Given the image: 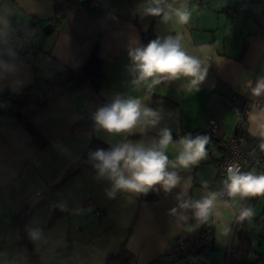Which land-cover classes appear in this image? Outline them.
<instances>
[{
    "label": "crops",
    "instance_id": "obj_1",
    "mask_svg": "<svg viewBox=\"0 0 264 264\" xmlns=\"http://www.w3.org/2000/svg\"><path fill=\"white\" fill-rule=\"evenodd\" d=\"M54 0H0V92H18L34 79H46L65 68L79 69L92 50L101 60L103 85L97 93L91 84L78 87L72 94L63 95L31 116L33 125L47 138L49 144L37 149L23 127L7 123L0 116V264H33L14 215L31 208L26 219L28 227L43 230L40 241L31 246L39 264H105L109 255H116L125 245L132 254L129 264H185L184 259L167 260L161 255L170 248L178 236L192 237L187 225L194 224L191 217L187 225L177 223L169 215L180 191L174 189L165 195L150 191L135 195L118 193L109 198L110 184L97 179L96 172L88 168L77 169L91 137L113 146L124 137L97 130L94 120L91 131L74 130L73 126L85 116H92L116 94L144 98V89L135 91L129 84L127 55L130 41L138 38L143 45L142 33L150 30L157 36L180 31L185 34L190 52L201 45L211 48L212 61L199 91L178 89L179 82L156 86L150 100L144 102L153 109H162L164 119L159 127L172 130L173 140L191 133L197 135L209 122L216 124L213 142L207 145V157L197 166L181 170L190 181L188 195L200 199L206 191L218 190L215 182V161L221 156L219 142L230 136L237 122V107L243 99L254 101L241 91L247 79L264 76V1L261 0H204L197 4L188 0L192 16L187 25L162 24L158 17L143 20L136 14L141 0H89L85 4L58 14L61 18L41 42L42 57L30 62L20 58V49L9 38L19 30L32 27L36 20L44 27L53 15ZM244 2L252 15L232 16L226 6ZM249 2L258 7H250ZM91 4L90 6L88 4ZM57 15V16H58ZM264 98V96L259 97ZM250 111V110H249ZM249 123L244 126L249 132ZM158 129L150 130L147 138L155 137ZM127 139H141L140 134ZM177 150L170 146L168 155L174 159ZM264 174L260 166L245 165L242 171ZM207 182L208 188L203 185ZM264 196L241 200L237 198L229 209H222L224 219L232 232L222 237L216 223L213 228L214 247L202 253L205 264H237L241 259L238 229L246 225L253 236L252 247L257 254L264 253V233L250 228L249 219L237 223L243 205L252 209ZM249 201V202H248ZM58 205L69 208L66 216L54 220L51 216ZM100 210V215L94 212ZM264 216V207L254 219ZM52 220V221H51ZM259 224V223H258ZM259 245L261 248L257 249ZM254 257V256H253ZM260 264H264V260Z\"/></svg>",
    "mask_w": 264,
    "mask_h": 264
},
{
    "label": "clouds",
    "instance_id": "obj_2",
    "mask_svg": "<svg viewBox=\"0 0 264 264\" xmlns=\"http://www.w3.org/2000/svg\"><path fill=\"white\" fill-rule=\"evenodd\" d=\"M135 12L141 20L158 17L160 23L165 25L184 26L192 16L188 0H141ZM195 51L199 54L188 50L185 34L180 31L157 36L147 45H142L138 38L130 41L127 52L130 61L127 66L129 84L135 91L144 89L146 95L142 99L116 94L110 103L95 111L93 120L97 130L124 139L107 150L101 148L91 152L89 158L94 162L96 178L109 182V198L114 199L118 193L146 195L150 191H162L167 195L179 188L175 196L177 204L170 209L169 215L182 226L187 225L191 217L196 223L187 225L188 231H194L212 219L218 234L228 237L232 227L224 219L222 209H229L237 198L247 200L264 196V174L245 172L238 164H229L220 189L206 191L200 199H192L188 195L190 181L180 173L181 170L197 166L207 157L210 137L188 133L174 141L170 128L159 127L164 119L163 110L153 109L144 102L151 99L156 86L165 82H179V90L198 92L211 67L212 54L208 45H201ZM240 88L253 98L262 97L264 76L247 79ZM249 107V132L260 139L259 148L264 151V105L251 104ZM153 129H158L156 136L147 138ZM137 133L141 139H127ZM170 146L177 150L174 159L168 155ZM203 187L208 188L207 182ZM252 215V207L245 204L238 214H234V219L239 223ZM27 233L33 242L40 241L43 236V230L39 227H28Z\"/></svg>",
    "mask_w": 264,
    "mask_h": 264
},
{
    "label": "trees",
    "instance_id": "obj_3",
    "mask_svg": "<svg viewBox=\"0 0 264 264\" xmlns=\"http://www.w3.org/2000/svg\"><path fill=\"white\" fill-rule=\"evenodd\" d=\"M89 0H54L53 2V15L46 19L44 27L40 26V20H36L32 27L35 28L34 36H40L41 39L49 33L56 25V16L77 7L78 5L85 4ZM264 1V0H261ZM248 15H252L249 11ZM55 20V21H52ZM52 21V22H51ZM30 27V28H32ZM28 28V29H30ZM155 35L150 30L142 33L143 45H147L149 41L155 39ZM20 58L22 54L20 53ZM3 57H0V64ZM27 61L33 62V58H26ZM84 84H91L95 91L98 93L103 85V74L101 72V60L96 54L94 48L87 59V61L81 66V68L75 70L71 68H65L62 71L56 72L46 79H34L30 84L21 88L18 92H11L10 90H3L0 92V100L6 102L10 97H14L11 104H5L0 107V116L3 117L7 123L23 127L31 142L37 149H42L49 144V141L45 136L33 125L31 122V116L41 110L50 102L56 100L63 95L72 94L78 87ZM93 121L92 116H85L74 126V130L78 131H91ZM111 146L98 140L94 136L85 149L80 164L77 169L88 168L94 172L96 170L93 167V161L90 160L89 154L97 149H109ZM146 196V195H145ZM153 196L147 194V198ZM254 200L256 197L253 198ZM249 200L250 206L254 200ZM248 201V202H249ZM69 208L66 206L58 205L54 210L51 219L54 220L58 217L66 216ZM31 208H24L19 213L14 215V222L17 223L21 231V242L26 245L33 264H39L38 256L34 252L30 240L26 237V219L31 213ZM51 220V221H52ZM237 234L240 238L241 259L237 264H260L264 260V253L257 254L252 247L253 236L247 229L246 225L241 229H238ZM254 256V257H253ZM132 259V254L123 245L116 255H109L105 261V264H129Z\"/></svg>",
    "mask_w": 264,
    "mask_h": 264
},
{
    "label": "built area",
    "instance_id": "obj_4",
    "mask_svg": "<svg viewBox=\"0 0 264 264\" xmlns=\"http://www.w3.org/2000/svg\"><path fill=\"white\" fill-rule=\"evenodd\" d=\"M197 4H203L204 0H195ZM92 4V3H91ZM88 4L89 6L91 5ZM225 11L236 17L240 14L248 15L249 8L244 2L238 3L234 7L226 6ZM61 16H56L55 20H59ZM52 20V21H55ZM51 21V22H52ZM35 28L22 29L9 38V41L16 44L24 60L26 58H33L34 61L42 57L40 46L42 39L40 36H34ZM264 35V31L261 33ZM14 97H10L6 102L0 100V107L5 104H11ZM251 104L264 105V98H258L254 101L243 99L238 105L237 122L233 133L220 140L219 146L221 148V156L215 161L216 178L215 182L222 181L226 178V168L229 164L236 163L240 166L241 170L245 165L260 166L264 163V151L259 148L260 139L249 134L244 126L247 123V113L250 110ZM217 127L214 122H209L202 129L197 131V134L208 135L210 142H213V134L216 132ZM96 216L100 215V210L94 212ZM193 223L196 222L192 219ZM6 224L0 221V228ZM214 247V232L213 228L206 223L200 225L194 230L192 237L178 236L175 243L168 248L161 258L167 260L184 259L185 264H205L202 253L213 249Z\"/></svg>",
    "mask_w": 264,
    "mask_h": 264
},
{
    "label": "rangeland",
    "instance_id": "obj_5",
    "mask_svg": "<svg viewBox=\"0 0 264 264\" xmlns=\"http://www.w3.org/2000/svg\"><path fill=\"white\" fill-rule=\"evenodd\" d=\"M249 6L254 7V8L258 7L257 4L251 3V2H249ZM252 171H255V169L254 170L252 169ZM262 207H264V197H261L258 200V202L254 208L253 218L250 219V228L256 229L258 227L256 231H261V233H264V216H259V218L257 219V221H258L261 218L260 222H258L259 224L254 221V219L257 217V215L262 211ZM256 248L259 249V248H261V246L257 245Z\"/></svg>",
    "mask_w": 264,
    "mask_h": 264
}]
</instances>
